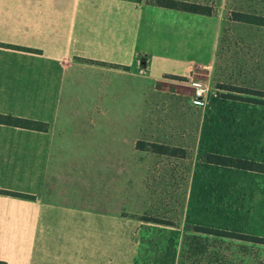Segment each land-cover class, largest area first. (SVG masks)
Listing matches in <instances>:
<instances>
[{
	"label": "crops",
	"instance_id": "1",
	"mask_svg": "<svg viewBox=\"0 0 264 264\" xmlns=\"http://www.w3.org/2000/svg\"><path fill=\"white\" fill-rule=\"evenodd\" d=\"M152 3L0 0V114L34 122L0 124V189L28 196L0 195L5 264H113L117 173L159 157L137 141L181 147L195 123L189 76L211 66L220 18Z\"/></svg>",
	"mask_w": 264,
	"mask_h": 264
},
{
	"label": "rangeland",
	"instance_id": "2",
	"mask_svg": "<svg viewBox=\"0 0 264 264\" xmlns=\"http://www.w3.org/2000/svg\"><path fill=\"white\" fill-rule=\"evenodd\" d=\"M197 1L219 16L220 34L211 66L191 74L207 77L218 96L196 108L194 124L192 115L191 124L182 117V157L159 156L152 164L133 155L130 171L117 173L128 193L113 264H264V245L252 242L197 235L191 241L201 247L198 255L184 245L195 226L264 238V174L203 160L211 153L264 163V97L252 92H264V28L228 20L232 11L264 15V0ZM132 215L140 216L135 222Z\"/></svg>",
	"mask_w": 264,
	"mask_h": 264
},
{
	"label": "trees",
	"instance_id": "3",
	"mask_svg": "<svg viewBox=\"0 0 264 264\" xmlns=\"http://www.w3.org/2000/svg\"><path fill=\"white\" fill-rule=\"evenodd\" d=\"M156 6L162 8L173 9L182 12L212 16L215 14L214 10L206 5H201L199 3L193 2H185L180 0H153V3ZM228 20L230 22L235 23H242V24H250L258 27L264 28V15L263 14H252L247 11H232L228 16ZM28 50V49H27ZM245 92L247 89H243ZM255 96L264 97V92L262 91H252ZM0 124L1 125H9L23 129H30L34 127V122L23 118V117H15L10 115L0 114ZM136 148L144 151H149L152 153L157 154L158 156H166V157H182L184 154V150L181 147H170L168 145L159 144V143H150L145 141H137ZM203 160L205 163L213 164L222 167H228L243 171L249 172H257L264 174V163L244 160L240 158H234L229 156H221L217 154L207 153L204 155ZM0 195H7L13 197H25L26 195L12 192L8 190L0 189ZM28 197V196H26ZM140 221L151 222L150 218L140 217ZM153 223H157V221L152 220ZM191 232L193 235L186 240L184 244L186 247L189 246L193 255H198L202 252L201 247L195 241H191L192 239H197V235H208L218 238H224L228 240H236L241 242H252L257 245H264V238H257L252 236L246 235H238L228 231H221L216 229L205 228L201 226H195L192 228ZM188 243V244H187ZM185 247V248H186ZM210 256L213 254L208 255L207 258L209 259ZM0 264H5L4 262L0 261Z\"/></svg>",
	"mask_w": 264,
	"mask_h": 264
},
{
	"label": "built area",
	"instance_id": "4",
	"mask_svg": "<svg viewBox=\"0 0 264 264\" xmlns=\"http://www.w3.org/2000/svg\"><path fill=\"white\" fill-rule=\"evenodd\" d=\"M192 74L190 75V85L192 87L191 103L193 106L201 107L210 99L217 98V91L209 85L206 77Z\"/></svg>",
	"mask_w": 264,
	"mask_h": 264
}]
</instances>
